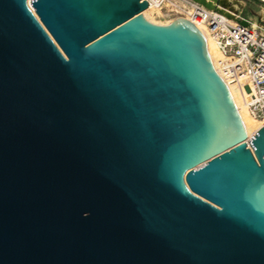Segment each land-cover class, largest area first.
Instances as JSON below:
<instances>
[{
  "label": "water",
  "instance_id": "1",
  "mask_svg": "<svg viewBox=\"0 0 264 264\" xmlns=\"http://www.w3.org/2000/svg\"><path fill=\"white\" fill-rule=\"evenodd\" d=\"M0 264H264V125L205 25L0 0Z\"/></svg>",
  "mask_w": 264,
  "mask_h": 264
},
{
  "label": "built area",
  "instance_id": "2",
  "mask_svg": "<svg viewBox=\"0 0 264 264\" xmlns=\"http://www.w3.org/2000/svg\"><path fill=\"white\" fill-rule=\"evenodd\" d=\"M145 1L159 10L170 11L165 6L170 0ZM189 16L198 28L205 25L213 37L222 55L218 73L226 83L229 80L239 85L251 113L264 121V32L234 16H224L217 9L196 6Z\"/></svg>",
  "mask_w": 264,
  "mask_h": 264
},
{
  "label": "bare ground",
  "instance_id": "3",
  "mask_svg": "<svg viewBox=\"0 0 264 264\" xmlns=\"http://www.w3.org/2000/svg\"><path fill=\"white\" fill-rule=\"evenodd\" d=\"M181 1V0H180ZM210 3H217L218 0H208ZM264 3V0H260ZM243 1L241 0H220V3L218 4V7L220 9V13L224 16L230 17L234 12L239 8V4H242ZM184 12L182 13V16L184 18H187L190 21H193L189 14L193 12V10L196 8V6H199L201 8L212 10L205 8L204 6H201L200 4H188V3H182ZM177 8V6H176ZM214 9V8H213ZM169 13V12H168ZM194 22V21H193ZM242 22V21H241ZM243 23V22H242ZM248 21H246L247 24ZM200 29L202 27H199ZM205 37L207 40V46L208 50L212 59V62L214 66H216V69L221 72L220 62L222 60V55L219 52L217 45L213 39V37L207 32L205 29ZM229 89L232 93V96L234 98V101L236 103V106L239 110V113L241 115L242 121L244 123L245 129L247 131V134L253 132L254 130L262 127L264 125V121L262 119L256 118L250 111L248 104L245 101L244 93L239 87V85L235 82L227 81Z\"/></svg>",
  "mask_w": 264,
  "mask_h": 264
},
{
  "label": "rangeland",
  "instance_id": "4",
  "mask_svg": "<svg viewBox=\"0 0 264 264\" xmlns=\"http://www.w3.org/2000/svg\"><path fill=\"white\" fill-rule=\"evenodd\" d=\"M242 4H239V8L232 14L236 19L242 21L243 23L252 24L256 28H258L261 32H264V3L260 0H241ZM188 4H200L208 9H217L220 11L218 4L220 0L216 3H210L208 0H170L165 3L169 14H180L183 13L182 3ZM177 6V8H176Z\"/></svg>",
  "mask_w": 264,
  "mask_h": 264
}]
</instances>
